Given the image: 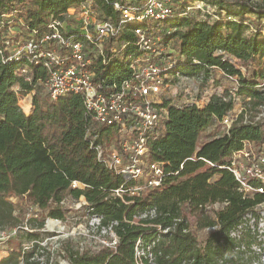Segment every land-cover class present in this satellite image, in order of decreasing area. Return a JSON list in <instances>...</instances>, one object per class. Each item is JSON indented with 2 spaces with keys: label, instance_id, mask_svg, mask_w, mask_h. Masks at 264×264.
I'll list each match as a JSON object with an SVG mask.
<instances>
[{
  "label": "trees",
  "instance_id": "16d2710c",
  "mask_svg": "<svg viewBox=\"0 0 264 264\" xmlns=\"http://www.w3.org/2000/svg\"><path fill=\"white\" fill-rule=\"evenodd\" d=\"M85 1L0 0V21L4 23L0 28V230L18 228L23 233V237L9 240L8 254L0 258V264H19L22 245L26 243L33 245L23 254L25 264H38L35 258L44 252L39 235L26 224L27 230H23L12 198L30 202L38 211L37 217L42 214L62 220L61 203L66 198L81 197L88 215L101 216L104 224L118 223V242L114 248L95 251L69 249L68 264H134L136 241L149 243L157 233L155 226L172 227L177 219L180 221L174 231L155 248L153 264H254L259 256L250 247L258 243L256 234L248 230L240 241L246 251L234 253L240 242L230 239L229 232L247 221V215L257 223L255 209L264 203V194L241 192V185L225 167L228 158L243 151L245 144L254 148L250 150V161L264 145V122L243 123L245 112L258 113L264 105V90L260 87L264 79V37L258 32L247 34L251 22L256 25L264 21V4L250 0H170L175 15L160 23V31L150 34L160 38L162 47L169 46L173 51L175 67L170 73L187 77L202 74L204 83L211 77L212 69L219 68L225 75L237 78L232 95L248 101L227 132L200 145L199 137L212 121H221L233 109V97L213 95L202 108L188 105L177 109L165 102V132L149 147L151 160L164 164L161 187L140 196L125 194L120 198L114 191L124 184L131 187L134 182L114 174L97 160L87 135L92 121L85 111L83 96L69 94L55 102L47 96L42 100L33 96V111L30 108L26 115L18 104V96L25 97L38 83L44 84L47 72L42 64L30 63L24 56L4 61L8 40L13 44L24 42L31 32L43 30L51 18H60L69 8ZM94 1L103 14L115 16L111 4L116 0ZM197 1L209 7L208 12L182 16L185 8ZM9 14L12 18L5 19ZM14 17L23 20L25 33L18 28L12 37L8 34ZM135 27L128 25L120 36L121 42L130 43L122 53L125 56L137 53L133 45L136 38L130 31ZM24 65L30 67L29 81L16 76ZM253 67L251 77L245 78L244 74ZM95 71V81H121L129 75L125 61L119 57L98 64ZM15 84L20 87L18 92L13 90ZM98 132L100 136L110 134L107 128ZM246 182L254 190L264 187L259 180L250 178ZM216 205L218 209L214 208ZM151 208L156 210L155 218L134 222L139 213ZM190 218L200 230L213 226L218 229L199 242L189 230Z\"/></svg>",
  "mask_w": 264,
  "mask_h": 264
},
{
  "label": "built area",
  "instance_id": "2783aa9c",
  "mask_svg": "<svg viewBox=\"0 0 264 264\" xmlns=\"http://www.w3.org/2000/svg\"><path fill=\"white\" fill-rule=\"evenodd\" d=\"M111 6L114 17L103 14L94 0H86L69 8L62 17L51 18L43 30L31 32L24 42L13 44L8 40L4 48L7 53L4 61L12 58L19 60L24 56L30 63L42 64L47 72L44 83L46 96L53 102L69 94L83 96L85 111L92 121L87 135L91 138L90 148L96 153L97 160L114 174L125 176L134 182L131 187L124 184L114 191L121 198L125 194L140 196L147 190L161 187L164 164L151 160L149 147L165 132L168 109L164 103L170 102L177 109L188 105L202 108L211 95L204 93L201 96L199 89L193 86L203 83L202 74L196 77L179 73L172 75L170 71L175 67V61L171 57L173 51L169 46L162 47L159 37L150 36L160 31L163 20L175 15L170 0H116ZM208 8L203 2L197 1L187 6L182 16L193 12L206 13ZM11 18L12 14L5 16V19ZM128 25H136L130 31L136 38L133 45L137 53L125 56L122 53L130 43L119 39ZM3 26L4 23L0 21V28ZM117 57L125 61L128 77L121 81L113 78L95 81L96 66ZM29 72L30 67L24 65L16 71V76L29 81ZM223 76L227 81L235 82L234 77ZM260 87L264 90V79ZM238 115L223 116L221 122L226 132ZM261 122H264V105L253 117H247V112L244 113L243 123ZM100 128H107L110 134L100 136ZM100 137L102 139L98 141ZM248 145L250 144H245L243 151L233 153L225 168L241 185V192L256 191L264 194V187L254 190L246 182L251 178L264 184V145L252 161L249 160L252 152L247 150ZM72 187H76L75 182ZM61 204L64 205V201ZM34 217H37L36 213ZM155 217L156 210L151 208L139 213L134 222ZM250 217L251 223L247 220L229 232L230 239L240 242L248 230L258 237V220L256 223L255 218ZM179 221L174 220L173 226L165 229L155 226L157 233L147 244L138 239L134 246V264H153L155 248L164 241L165 235L174 231ZM117 225V222L104 224L101 216L88 215L86 224L79 228L78 234L90 243V248L86 250L114 248L118 242L115 233ZM217 229V226H213L206 230L210 233ZM189 230L192 231L191 225ZM17 232L18 228L0 230V245L7 249L9 240ZM32 245L31 242L22 245L19 264H25L23 254ZM250 250L259 256L254 264H264V247L256 243L251 245ZM245 251L246 247L241 242L234 248V253ZM58 254L62 255L64 251H59ZM38 257L35 258L36 262L42 264Z\"/></svg>",
  "mask_w": 264,
  "mask_h": 264
},
{
  "label": "rangeland",
  "instance_id": "374dc122",
  "mask_svg": "<svg viewBox=\"0 0 264 264\" xmlns=\"http://www.w3.org/2000/svg\"><path fill=\"white\" fill-rule=\"evenodd\" d=\"M250 1L257 4H264V0ZM210 12H212V9L210 10ZM14 18L15 20L10 24L8 34L12 37L16 35L18 28H20L23 33H25V28L21 26L23 20L19 19L18 17ZM16 18L18 19L16 20ZM256 32L260 33L264 37V21L256 25L254 22L250 23V26L247 28V34H253ZM253 70L254 67L248 74H244L245 78H250ZM223 74L224 73L219 68L212 69L211 77L207 78V81L200 85L195 84L193 86H196L199 89V93L202 94L201 96L206 93L209 96L215 95L227 98L233 97L234 106L230 111L228 117H235L239 113L244 112L243 110L245 108V101L247 99L243 100L241 97L232 95V92L234 93V88H236V82L238 83L237 78L234 77L235 82L226 83V79ZM13 90L15 92H18L20 90L19 85L15 84L13 86ZM33 96H38L40 100L45 98V85L42 83H38L34 87L33 91L28 93L25 97L18 96V98L20 99L18 104L26 115H29L26 112H28L30 108L31 111H33ZM208 98L210 99V97ZM255 115V112H247V117H253ZM225 132L226 128L223 123L221 121L213 120L210 126L200 135L198 145L215 137H219ZM253 149L254 148L252 145L247 146V150L253 151ZM214 179H216V177ZM12 202L17 206L16 215L22 223L21 225L23 227V230H25L24 228L27 225L28 229L31 232L39 235V241L41 244L40 246L44 249V252L41 253V255L38 257L42 264H68L67 251L69 249L83 251L90 248V243L88 242V240L78 234L79 228H83L88 219L86 202L83 197L79 198L78 200H75L73 198H66L64 200V218L62 220L47 218L42 214H38V217L35 218L34 214H37L38 211L26 199L21 200L19 198H12ZM218 207L219 205H216L214 208L218 209ZM210 209L211 208H208V210ZM255 211L256 214H259L260 216V218L258 219V227L260 231L257 233L258 237L256 238V240L264 247V203L258 205ZM245 217L248 220V223L252 222L250 215H247ZM41 223L43 224V226L40 227ZM189 223L192 227V232H194L199 242H203L205 236L208 234L207 230L198 229V226L194 222L193 218H190ZM19 231L20 230H18V232L10 239L11 241H14V239L18 236L19 238L23 237V233H20ZM6 248L7 249H5V246L0 245V257L6 256L8 254V244ZM59 251H64V254H58Z\"/></svg>",
  "mask_w": 264,
  "mask_h": 264
},
{
  "label": "crops",
  "instance_id": "0c3cea01",
  "mask_svg": "<svg viewBox=\"0 0 264 264\" xmlns=\"http://www.w3.org/2000/svg\"><path fill=\"white\" fill-rule=\"evenodd\" d=\"M226 83H227V81H225ZM2 257H4V256H1L0 258H2Z\"/></svg>",
  "mask_w": 264,
  "mask_h": 264
}]
</instances>
